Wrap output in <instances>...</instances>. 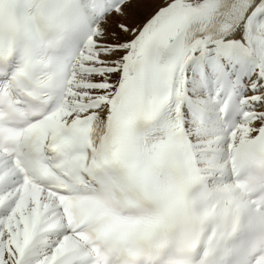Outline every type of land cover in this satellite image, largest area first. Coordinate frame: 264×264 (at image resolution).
Wrapping results in <instances>:
<instances>
[{
    "label": "snow or ice",
    "instance_id": "snow-or-ice-1",
    "mask_svg": "<svg viewBox=\"0 0 264 264\" xmlns=\"http://www.w3.org/2000/svg\"><path fill=\"white\" fill-rule=\"evenodd\" d=\"M0 264H264V0H0Z\"/></svg>",
    "mask_w": 264,
    "mask_h": 264
}]
</instances>
